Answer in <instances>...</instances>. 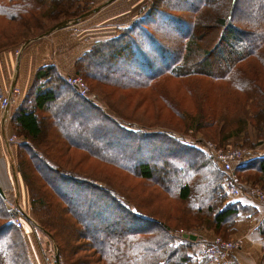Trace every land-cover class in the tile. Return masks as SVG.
I'll list each match as a JSON object with an SVG mask.
<instances>
[{"label":"trees","instance_id":"1","mask_svg":"<svg viewBox=\"0 0 264 264\" xmlns=\"http://www.w3.org/2000/svg\"><path fill=\"white\" fill-rule=\"evenodd\" d=\"M18 1L0 0V17L14 18L18 14ZM85 1L86 8L81 10L82 5L77 8ZM169 1L172 0H149L146 11L130 25L118 29L116 36L96 42L85 52L76 62V73L97 84H111L115 89L133 94L143 93L149 105L157 107L159 102L174 112L183 125L187 124L185 131L128 125L125 123L128 120L119 119L121 113L115 109L111 110L119 118L81 97L54 65L38 68L29 92L12 111L13 130L17 137L24 139L15 143L16 172L20 184L22 180L26 185L31 214L57 245L58 264H87L89 259L81 256V249L89 251L93 264H195L197 243L184 238L179 229L194 235L196 231L210 229L215 236L230 239L228 229L240 208L230 199L228 175L204 139L217 141L208 139L207 134L200 137L193 132H201L211 119L207 117L205 103L199 104L200 99L206 102L213 97L214 106L209 115L214 108H221L223 117L235 105L241 109L239 101L245 100L244 117L234 122L225 120L222 128L228 134L217 144L226 145L224 140L236 137L243 145L254 143L251 147L254 148L264 141V0L259 10L254 5L246 7L239 20L232 12L217 11L215 0H180L174 9ZM50 2L58 7L54 12L58 18L62 14L66 16L63 18L76 15L65 8L73 0ZM95 2L76 0L75 6L82 15L90 6L93 9ZM223 2L234 7L238 0ZM250 10L259 11L258 20H247ZM185 18L190 21L189 28L181 27ZM210 18L220 29L212 51L207 48L210 43L207 30L199 27L196 31L201 22ZM104 50H113L111 56L121 60L124 54L134 58L129 64L121 63V80L93 70L94 66L103 67L98 63L104 60ZM95 57L97 65L88 63ZM181 89L197 104L198 116L183 110L185 97L179 94ZM170 91L178 95V101ZM58 100L75 102L77 107H83L106 124L110 131L103 139H109V144L103 145L119 144L121 139L120 144L133 147L140 158L129 163L111 156L105 146L98 144V138L94 144L72 140L52 108ZM147 143V146H156L145 151ZM76 152L83 160H96L122 174L127 191L113 180L79 170V165L70 158ZM177 152L190 156L185 166L175 160ZM66 156V162L62 161ZM251 156H245L244 165L236 164L235 173L246 185L264 188V156ZM164 157L166 161L160 162L164 168L157 171L162 174L159 177L152 162ZM169 169L172 172L165 175ZM172 175L179 177L176 182L169 181ZM58 183L62 192L57 190ZM137 191L146 195L139 198ZM3 198L5 195L0 193V264H33L24 232L15 225ZM23 198L21 194L22 201ZM79 201L88 206L84 217L74 209ZM86 219L95 237L88 234L91 229L85 224ZM73 228L80 231L71 239L66 233Z\"/></svg>","mask_w":264,"mask_h":264},{"label":"rangeland","instance_id":"2","mask_svg":"<svg viewBox=\"0 0 264 264\" xmlns=\"http://www.w3.org/2000/svg\"><path fill=\"white\" fill-rule=\"evenodd\" d=\"M40 3H37L35 1L32 0H19L17 3L18 6V14L14 17V18H10V16L8 15H4L3 17H0V49L3 47H6L8 45H13V44H19V45H13V47L11 46L10 48L13 49H17L21 48L22 44L24 42H26L27 40H32L34 38H37L39 36V34L45 32L46 30L50 29L52 26H55L57 23H59L60 21H65V20H74L77 18H80L82 12H79V9L77 11L76 6H75V1L72 4H70L69 6H66L65 8L70 11H72V13L76 14H72L74 16H69L68 18H63L66 17L65 15L63 16L60 15V17L58 18V14H54V12L58 9V7L56 5L51 4L50 0H40ZM225 0H215L217 7L216 10L221 12V13H229L232 12V14L234 15L235 18H237L239 20L240 15H242L244 12H246L247 10L245 9L246 7L252 6L254 5V7L257 8V10L260 9L261 7V3H263V0H238L237 5H235L234 7L230 4H225V2H223ZM180 0H172L169 1V3L171 4V6L174 7L176 6V4H180ZM254 2V4H252ZM87 3L85 1V3H81L78 4L77 8L80 7V5L83 6V8L81 10H83L84 8L87 7ZM145 7L141 6L140 10H144L146 11V5H149V0H146L145 2ZM143 3V4H144ZM142 4V5H143ZM260 6V7H259ZM233 7V8H232ZM68 10V12H69ZM91 6H90V10L91 11ZM139 10V11H140ZM256 10V13L254 11L249 12L248 14V18L247 20H253L256 19L258 20V15L257 13L259 11ZM217 11H215L217 13ZM87 12V11H84ZM53 13V14H52ZM78 13V14H77ZM260 15V14H259ZM21 17V18H19ZM86 20L89 19V17L85 18ZM17 20V21H16ZM135 20V19H134ZM133 20V21H134ZM185 24L181 25V27L183 28H189L187 27V25H189V20H187V18H185ZM249 22V21H248ZM80 23V22H79ZM83 23V22H82ZM149 24V23H148ZM166 25H169V22L166 21L165 22ZM82 25V24H81ZM206 29L207 30V36H208V40H209V44L207 45V48L209 50H211L213 44L215 43V41L217 40L218 34H219V27H217V25L214 23L213 18H210L208 20H205L204 22H201L199 26L196 27V31L199 29ZM80 29V26L78 27H71L70 29ZM181 30H183L181 28ZM193 31V28L190 30V32L188 34H190ZM86 41H88V39H85ZM95 44V43H94ZM93 44V45H94ZM93 45H91V48L93 47ZM175 46H177V44H175ZM4 51V50H3ZM105 54L103 56L104 60L101 63H98V65H102L101 66H94L93 69L95 72L104 75V76H109L110 79H116V80H121L122 79V75L121 73H119V68L121 67V63L126 62L127 64H129L130 62L134 61V58H129V56H127L128 54H124L123 55V60H121L120 57H116L114 55L111 56V54H113V50L111 51H106L104 50ZM212 51V50H211ZM109 52V53H108ZM1 53V51H0ZM220 51H218V55H219ZM111 56V57H110ZM169 56V55H168ZM80 58H78L76 60V62L79 60ZM97 57L92 58L88 63H92L93 65L96 64L97 62ZM165 59L168 60L167 55L165 56ZM101 61V60H99ZM98 61V62H99ZM76 62L74 65V73L72 72V76H76V77H80L85 86L88 88V94H89V98H93V101L96 102H92L86 98H84L85 100L96 104L97 106H99L100 108H102L107 114L117 117L119 118L120 116V120H122L123 118L128 120L127 123L128 125H133L136 127L139 126H144L146 129H151V130H182L185 131V127L187 124L183 125V123L180 121V119L176 116V114L174 112H172L170 109H166L165 106H163L162 104H160L158 102V106L155 107L153 105H149V102L144 98L143 93H131V91H127V90H120V89H115L114 87H112L111 84H97L95 82H92L90 80H87V77H84V74L81 73H76ZM97 65V64H96ZM110 69V71H109ZM106 72H108V74H106ZM112 79V80H113ZM109 83H112V81H110ZM208 90V87H206ZM210 88V86H209ZM206 90V91H207ZM62 91V90H61ZM171 95L175 98V100H177L178 95L173 93L172 91ZM180 95H183L185 97L184 99V104H183V110L187 111L188 114H191L193 116H198L199 113V108L197 107V104L194 103L193 101H191V99H189V97H186V93L185 91H183L182 89L179 91ZM78 93V92H77ZM132 94V95H131ZM243 95L239 98H242ZM186 99L188 100V103L186 102ZM146 100V101H145ZM178 101V100H177ZM214 99L213 97H210V99H208L205 102V99H200L199 104L206 105V110H207V117L209 116V118H211L208 122H209V126H206L205 128L202 129L201 132H193V134L198 135L200 137H203V133L207 134L208 139H213L217 142H221L219 141L221 137L227 135V131L223 130L222 128V124L225 120L228 121H236L239 118H243L244 114L247 112V107L245 106L246 102L245 100H240L239 104H241V109L237 108L236 105L231 109L232 112H228V114L226 113V115L223 117L221 116L223 111L221 108H214L212 115H209V112L211 113V110L214 106L213 104ZM178 103V102H177ZM110 106V107H109ZM55 114L57 115V120L59 123H61V126H64V129L66 128L69 131V135L71 137L72 140H76V141H83V142H88L89 144H94L93 141L95 140V138L99 139V143L102 146H105L109 153L111 154V156H114L116 158H121L124 162H132L134 163L136 161L138 157L137 152L135 151V149L133 147H124V145H121V139L118 140V143L113 142L112 145H109V147H107L106 145L103 144H109L107 142H109V139H103V135L106 134L108 131H110V128L104 124L101 120H99V118H97L95 115L91 114L89 111H87L86 109H84L83 107L79 106L77 107L75 105V102H73L72 104L70 103H66L64 100H58V102L56 104H54L52 106ZM115 109L116 113H121L120 116L118 117L111 109ZM218 109V110H217ZM14 110V107H13ZM122 118V119H121ZM217 119V120H216ZM130 121H133L136 123H130ZM63 121V122H62ZM169 127V128H168ZM80 131H78L77 129H80ZM65 129V131L67 132V130ZM13 133L15 134L14 130ZM16 136V134H15ZM190 137V136H188ZM195 137V136H193ZM192 137V138H193ZM16 138L18 139V141H22L24 140L23 137L19 138L16 136ZM204 141L208 144H214L216 146V148H220V149H224V150H231V151H243L244 156H250L253 154H256L257 149L259 148L260 144H256L257 146H255L254 148H251L254 143H251L250 145H243V143L241 142L240 138H236V137H231L227 140L223 141V144L226 145H218L217 142L214 141H208L205 140ZM264 143V141L262 142ZM147 144H145L144 148L145 151H147V149H149V147L153 146V149L155 148V144H152L150 146H147ZM147 147V148H146ZM159 148V147H158ZM168 148V147H167ZM152 149V148H150ZM160 149V148H159ZM144 151V152H145ZM176 151V150H175ZM16 149L15 147L13 148L12 151V160L14 161V164H11V166L14 165V169H16L15 167V163H16ZM178 155H176L175 160L178 161L179 163H181V166H185L188 162H189V158L190 156L181 152H177ZM10 158V155H8ZM71 159H73V161L79 165V170H81L84 173H87L89 175H95L98 176L101 179H106V180H113L115 181L121 188L124 187V191L126 190V183H124V181H126L125 178H123L122 174H119V172H117L116 170L108 167V166H104L103 164L99 163L96 160H83V157L81 154L79 153H74L70 156ZM65 159H68V156H66V158H64L62 161L66 162ZM166 158H156L154 159V161L152 162L153 167L156 170V174L157 176H162V174L160 172H157L158 170L161 171V169H163V165H161V161L165 160ZM166 161V160H165ZM78 162V163H77ZM171 162V161H169ZM178 163V164H179ZM10 164V163H9ZM237 162L233 163V167H234V171H235V167H236ZM172 165V164H171ZM174 166V165H172ZM10 167V165H9ZM174 169L175 166H174ZM12 170V169H11ZM173 170V167H172ZM172 170H168L167 173L165 175H169ZM17 171V170H15ZM164 175V176H165ZM18 176V173H17ZM177 175H172L169 179V181H173L175 180V182L177 181L176 178ZM166 177V176H165ZM176 178V179H175ZM19 179V176H18ZM12 181V179H11ZM13 182V181H12ZM22 184V192L24 195L23 201L20 199V197H16L15 195H13L12 197H6L10 202L12 203H16L19 202V205H21L24 209L25 212L27 214H29L31 220H33L34 222L36 221L33 217V215L30 212V205H29V201H28V197H27V193H26V185L25 183L21 180ZM174 182V185H175ZM244 183V182H243ZM247 184V183H244ZM57 190L61 191L60 188V183L57 184ZM248 187H252V188H257L262 189L261 191L264 192V188L260 185H248ZM128 190H130V188H127ZM13 192V191H12ZM146 193L143 192H139L137 191V197L142 198V196H145ZM2 198V197H1ZM3 200V199H2ZM4 202V200H3ZM28 208H26L25 204ZM80 203H76L74 205V209L79 213V215H81L82 217L85 216L84 211L86 212V209H88V206H85L84 204H82V201H79ZM5 204V202H4ZM80 205V206H78ZM6 206V205H5ZM7 208V207H6ZM65 225H67V223H64ZM85 224L89 225L88 220H85ZM35 227V226H34ZM37 230H40L38 227H35ZM89 228L91 230L88 231V234L93 236L94 235V231H93V227L89 225ZM69 229L67 230V237L73 239L74 235L77 234V231H80L78 228H73L71 231H69ZM180 231H184L182 228L179 229L178 233L180 234ZM65 235V234H64ZM96 236H99L97 233L95 234ZM221 236V235H219ZM95 237V236H93ZM217 237V236H215ZM214 238V237H213ZM222 238V237H220ZM223 239V238H222ZM233 238L230 239H224L227 241L232 240ZM76 240L74 241V244H76ZM79 244V243H77ZM81 256H86L88 257L86 261L87 264H93L94 258L91 259L89 257H91V254H89V251H87L86 249H81ZM75 257H73L74 259Z\"/></svg>","mask_w":264,"mask_h":264},{"label":"crops","instance_id":"3","mask_svg":"<svg viewBox=\"0 0 264 264\" xmlns=\"http://www.w3.org/2000/svg\"><path fill=\"white\" fill-rule=\"evenodd\" d=\"M145 1L96 0L95 7H100V10L89 16V19H83L80 23H73L66 28L59 29L48 37L32 39L22 51L21 48L1 51L0 94L9 95L12 101L7 115L0 108V189L5 197L15 195L21 198V194L23 195L20 180L18 179V187L15 181L14 170L16 169L14 165L11 166L14 164L11 152L15 144L11 152L8 149V139L15 136L10 117L13 107L21 103L33 85L38 68L43 65H54L62 77L71 75L72 72L74 73L76 60L90 50L94 43L110 39L118 34V29L130 25L142 13L143 9L140 10V7H145ZM78 26L80 29H70ZM256 152L251 156L252 158L264 156V143H261ZM247 186L242 188L238 197H230L233 202L237 203L240 211L228 229L229 237L241 239V244L234 253L232 264H263L264 210L257 202L250 187ZM22 230L33 264H58L55 256L58 248L49 235L42 230H37L28 221L25 222ZM215 235L213 230L204 229L196 231L195 240L190 239L197 243L195 264L202 261H205L203 264H211L205 256V246L215 238ZM190 254L193 256V252Z\"/></svg>","mask_w":264,"mask_h":264},{"label":"built area","instance_id":"4","mask_svg":"<svg viewBox=\"0 0 264 264\" xmlns=\"http://www.w3.org/2000/svg\"><path fill=\"white\" fill-rule=\"evenodd\" d=\"M67 83L73 87L81 97L86 98L92 102L93 98H89L88 88L85 86L83 80L80 77L68 75L65 77ZM11 97L5 93L0 94V108L3 112L7 114L9 108L11 107ZM17 138L13 135L8 139V149L11 152L13 144L17 143ZM207 144V143H206ZM207 146L211 149L218 163L222 166V168L226 171L227 178V188L228 193L231 197H238L242 191V188L246 187L236 175L233 167V163L237 162L241 165H244V154L243 151H231L224 150L220 148H216L214 144L208 143ZM12 156V152H11ZM248 187V186H247ZM251 192L256 197L257 202L261 205L264 210V192L262 189L252 188L250 187ZM5 205L10 212V215L15 223V225L19 229H24L25 222H30L33 226H35V222L31 221L30 216L25 212V209L19 205V202L12 203L7 198H3ZM264 214V211H263ZM184 231H180L182 235ZM241 244V239L236 238L230 241L224 240L220 237H215L211 240V242L207 245L205 250V254L208 257L211 264H232L233 257L235 251L239 248Z\"/></svg>","mask_w":264,"mask_h":264},{"label":"water","instance_id":"5","mask_svg":"<svg viewBox=\"0 0 264 264\" xmlns=\"http://www.w3.org/2000/svg\"><path fill=\"white\" fill-rule=\"evenodd\" d=\"M99 10H100V7H95V8H93L91 11H88V12L82 14V15L80 16V18H77V19H74V20H65V21H63V22H61V23H59V24H57V25H55V26H52V27H51L50 29H48L46 32L40 34L37 38H34V39L43 38V37H48L50 34H52L53 32H55V31H57V30H59V29L66 28V27L70 26V25L73 24V23H75V24L79 23L80 20H83V19H85L86 17L91 16L92 14L98 12ZM30 41H31V40H27L26 42H24V43L22 44L20 50L22 51ZM21 51H20V52H21ZM14 175H15V181H16V184H17V187H18V186H19V183H18V177H17V175H16L15 170H14ZM0 193H3V191H2L1 189H0ZM39 228L41 229L40 226H39ZM41 230H42V229H41ZM42 231H43V230H42ZM183 237H184V238H189V239H191V240H195V239L197 238L195 235L188 234V233L183 234ZM55 253H56L55 256H56L57 262L59 263V253H58L57 250H56Z\"/></svg>","mask_w":264,"mask_h":264}]
</instances>
